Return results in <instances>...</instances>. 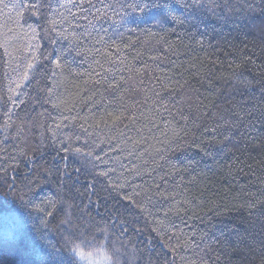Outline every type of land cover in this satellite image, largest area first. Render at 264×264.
Returning <instances> with one entry per match:
<instances>
[{
  "label": "trees",
  "instance_id": "trees-1",
  "mask_svg": "<svg viewBox=\"0 0 264 264\" xmlns=\"http://www.w3.org/2000/svg\"><path fill=\"white\" fill-rule=\"evenodd\" d=\"M21 2L0 5V97L4 47L36 57L7 129L0 99V264L5 231L36 264H264V0Z\"/></svg>",
  "mask_w": 264,
  "mask_h": 264
},
{
  "label": "snow or ice",
  "instance_id": "snow-or-ice-1",
  "mask_svg": "<svg viewBox=\"0 0 264 264\" xmlns=\"http://www.w3.org/2000/svg\"><path fill=\"white\" fill-rule=\"evenodd\" d=\"M68 2L72 5V8H77L81 12H84V13H89L90 9L95 7V5L92 3V0H68ZM85 3H87L88 7H84ZM0 5H3L4 8L9 7L7 3H4V0H0ZM24 6L25 4L22 0L20 4H13L11 10L17 11V16H20L22 13L19 12L18 9L23 8ZM27 6L30 10L35 9L38 12L40 11L41 8L44 7V4L38 2V0H27ZM184 6L185 8H192V9H196V8L202 9L205 7V5L203 4L198 5L195 2L186 3ZM60 7L63 8L65 11H67L70 15H72L74 20L77 18L76 14L72 13L71 8H68L66 4H61ZM112 7H113L112 5H102L101 8L96 9L95 14H93V20L100 21V20L107 19L108 12L106 9H110ZM125 7L127 9H131L133 12H136V11L143 12L144 10L142 7H139L135 2L129 3L126 6L121 5V9H125ZM57 15H59L61 19L64 18L62 12H58ZM83 19L88 20V16L85 15ZM93 20L88 21L89 25H93ZM51 24L53 25V30H54L55 26L58 24V21L56 19H52ZM35 33H36V30L33 29V35H35ZM60 35L63 36V33L61 32ZM96 43H106V42L101 36L99 39L96 40ZM28 48H29L28 55H24L23 60H19L15 52H11L9 51L8 47H4V51L8 57V59L5 60V63L11 69V74L6 73L10 81L8 90L10 93H12V95H9L7 97H0V99L4 100V104L2 105L4 108L3 117L7 118L4 121L5 129L9 127V122L12 121V117L14 115V106L17 103V100L14 97L19 96V93L16 91V89H19L21 85L29 79V74L31 70L35 67V64L31 62V61H34L36 58L32 54L33 46L29 45ZM16 52H19L20 55H23V50H16ZM55 65L57 69H60L62 67L61 61L59 59L55 61ZM53 75H55V73H53ZM13 76H15L16 79H13ZM12 85H14L15 87H12ZM9 105H11L12 107H9ZM108 115L112 116L111 113H109ZM122 117H123V112H121L120 115L114 116L112 119V123L115 124L117 121H120ZM85 123H87V119L85 120ZM81 128L85 132L88 131V129L84 127V124H81ZM76 151L79 152L80 149H76ZM96 159H100V157L97 156ZM7 194H10V190H9V193ZM47 215L51 216L52 213L49 212L47 213ZM69 221H70V218L66 216L63 221V224H69ZM2 222L4 223L5 227H7L8 221L3 218ZM17 235L18 234L15 231H11V232L5 231L4 236L2 238V243L12 248L13 254L18 258L14 262V264H36V262L33 261L30 258V256L27 254L28 247L26 244L23 243V239L20 240L19 246L17 245V240H18ZM73 251H77V249H73Z\"/></svg>",
  "mask_w": 264,
  "mask_h": 264
},
{
  "label": "clouds",
  "instance_id": "clouds-1",
  "mask_svg": "<svg viewBox=\"0 0 264 264\" xmlns=\"http://www.w3.org/2000/svg\"><path fill=\"white\" fill-rule=\"evenodd\" d=\"M74 254H75V252H74ZM85 255H86V254H85ZM103 264H108V262H107V261H104Z\"/></svg>",
  "mask_w": 264,
  "mask_h": 264
}]
</instances>
